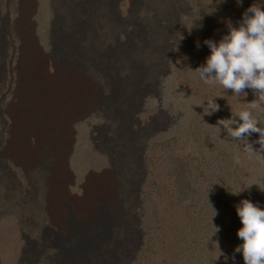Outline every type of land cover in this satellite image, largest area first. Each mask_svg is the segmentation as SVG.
<instances>
[{
	"label": "rangeland",
	"instance_id": "374dc122",
	"mask_svg": "<svg viewBox=\"0 0 264 264\" xmlns=\"http://www.w3.org/2000/svg\"><path fill=\"white\" fill-rule=\"evenodd\" d=\"M32 1L29 25L40 51L55 61L61 31H75L71 21L78 0ZM92 1L87 13L94 19L90 27L98 40L97 60L109 67L107 76L90 75L101 98L110 94V76L128 85L142 80L136 82L147 91L137 99L132 117L139 134L133 161L106 149L113 147L118 120L101 108L72 125L67 191L77 201L93 179L114 175L126 191L134 175L135 191L122 195L133 206L123 209V224L116 229L122 231L115 238L120 246L100 259L245 264L243 253L236 252L243 244L238 206L247 199L264 207V143L258 132L245 133L243 141L231 137L221 121L231 120V127L238 128L243 124L238 113L258 102L260 107L251 111L264 128V100L252 88L236 93L218 80L209 83L214 74L201 79L199 70L211 55L207 42L219 44L232 27L241 26L250 7H264V0H114L113 8L111 0ZM20 5L19 0H0V264H72L80 257L61 259L56 253L69 236L43 210L48 166L54 160L44 156L41 167L24 171L7 156L24 47Z\"/></svg>",
	"mask_w": 264,
	"mask_h": 264
},
{
	"label": "bare ground",
	"instance_id": "6f19581e",
	"mask_svg": "<svg viewBox=\"0 0 264 264\" xmlns=\"http://www.w3.org/2000/svg\"><path fill=\"white\" fill-rule=\"evenodd\" d=\"M19 1L18 29L24 47L20 53L21 80L16 92L17 102L13 106L14 125L7 156L15 167L24 171L41 167L44 156L54 160L48 166V191L43 210L59 231L69 236L56 248L59 258L74 255L80 260L72 264H111L112 261L106 262L100 257L104 253L112 255L120 246L115 238L122 232L123 209L131 210L133 206L131 201H123L122 195L135 191L134 175L129 179L126 191L114 175L93 179L84 197L77 201L67 191L71 181L67 161L74 137L72 125L92 109L101 108L108 118L118 120L114 125L113 147L106 148L104 143L103 146L118 159L125 156L133 161L134 143L139 134L132 127V117L137 110L136 101L143 97L146 88L139 85L142 80L130 81L128 85L110 76V94L101 98L94 77L90 75L107 76L109 67L97 60L98 40L90 27L94 19L87 13L94 1L78 0L71 21L75 31L72 35L64 29L61 31L56 51L59 59L51 62L40 51L29 25L34 1ZM113 5L114 0H111L109 7L113 8ZM89 39V47L85 48L84 43ZM126 101L129 106H124ZM174 216L180 219L178 213ZM117 228H120L119 233H116Z\"/></svg>",
	"mask_w": 264,
	"mask_h": 264
},
{
	"label": "clouds",
	"instance_id": "9594fccd",
	"mask_svg": "<svg viewBox=\"0 0 264 264\" xmlns=\"http://www.w3.org/2000/svg\"><path fill=\"white\" fill-rule=\"evenodd\" d=\"M207 43L211 55L207 58L206 66L199 70L201 79L207 80L214 74L213 79L207 82L218 80L224 88L236 93L252 88L258 90L261 93L260 100H264V7L253 5L244 16L241 26L232 27L219 44L213 41ZM210 107L218 110L219 106L210 102ZM259 107L260 104L255 102L250 104L249 110L240 111L238 114L243 124L236 129L231 127V120L221 123L229 135L237 140L243 141L245 133L250 136L252 132H258L260 142L264 143V128L259 127L261 121L251 111ZM205 114L212 113L206 111ZM239 192L233 191V194L238 195ZM238 214L243 225L238 236L243 244L236 248V252L243 253L245 264H264V207L245 199L238 206Z\"/></svg>",
	"mask_w": 264,
	"mask_h": 264
}]
</instances>
